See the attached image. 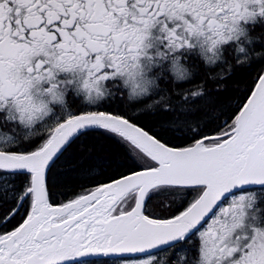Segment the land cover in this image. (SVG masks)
<instances>
[{
    "label": "flooded vegetation",
    "instance_id": "1",
    "mask_svg": "<svg viewBox=\"0 0 264 264\" xmlns=\"http://www.w3.org/2000/svg\"><path fill=\"white\" fill-rule=\"evenodd\" d=\"M258 30L264 0H0V153L34 152L84 114L135 124L140 107L169 103L168 89L185 102L194 68L217 73L225 50L246 55ZM170 193L180 210L198 194ZM73 264H264V189L228 197L169 250Z\"/></svg>",
    "mask_w": 264,
    "mask_h": 264
},
{
    "label": "water",
    "instance_id": "2",
    "mask_svg": "<svg viewBox=\"0 0 264 264\" xmlns=\"http://www.w3.org/2000/svg\"><path fill=\"white\" fill-rule=\"evenodd\" d=\"M90 129L114 133L143 151L156 168L104 185L65 206L47 203L46 174L64 147ZM230 138L209 149L198 145L170 149L126 121L85 115L64 123L37 152L0 153V171L29 174L33 204L24 223L0 241V264H68L81 260L143 255L172 246L195 231L228 195L264 187V72L237 116ZM204 187L183 215L163 222L142 216L146 194L154 188ZM137 191L134 208L117 217L111 209ZM93 204L74 217L44 229L46 223Z\"/></svg>",
    "mask_w": 264,
    "mask_h": 264
},
{
    "label": "trees",
    "instance_id": "3",
    "mask_svg": "<svg viewBox=\"0 0 264 264\" xmlns=\"http://www.w3.org/2000/svg\"><path fill=\"white\" fill-rule=\"evenodd\" d=\"M213 70L194 68L192 81L185 84V102L180 101L179 92L168 89L169 103L155 110L140 107L142 113L134 119L135 124L172 148H183L229 132L264 71V31H256L246 43V55L225 50L217 73ZM119 109L123 110L122 106ZM151 165L144 155L119 137L100 131L85 132L72 140L48 169V202L51 206L63 205ZM29 186L28 175L0 173L1 232L13 231L24 220L29 198L23 211L3 224ZM171 190L159 188L151 193L149 201L154 208L146 211L151 217L164 218L165 214L180 209L177 207L180 201L176 203Z\"/></svg>",
    "mask_w": 264,
    "mask_h": 264
},
{
    "label": "rangeland",
    "instance_id": "4",
    "mask_svg": "<svg viewBox=\"0 0 264 264\" xmlns=\"http://www.w3.org/2000/svg\"><path fill=\"white\" fill-rule=\"evenodd\" d=\"M207 56L205 55L203 58H204V60L206 61V62H209L210 63V61H216L215 59H211L210 57H207ZM206 58V59H205ZM215 65V64H214ZM213 65V66H214ZM140 93H143V90H140L139 91ZM149 108L148 109H152V108H154L155 106L154 105H152L151 104V106H148ZM212 143H215V142H211V143H208L209 145H211ZM208 146V145H207ZM133 200H134V197L133 196H130L128 199H126V200H124L116 209H115V211H114V214H120V213H123V212H126L127 210H129L130 209V207L132 206V204H133ZM176 200H177V196H176ZM177 203V202H176ZM239 207H241L242 206V202L238 205ZM174 213H167V214H165V215H167V217L168 216H172ZM232 222V221H231ZM215 229V227H211V230H214ZM0 238H1V236H0ZM206 247H205V244L203 245V247H202V256L204 257L205 255H206Z\"/></svg>",
    "mask_w": 264,
    "mask_h": 264
}]
</instances>
